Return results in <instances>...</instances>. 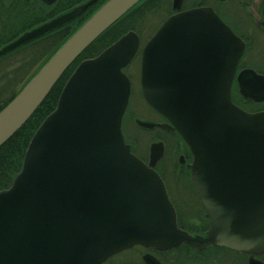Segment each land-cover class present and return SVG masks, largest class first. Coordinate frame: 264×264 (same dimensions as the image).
Returning a JSON list of instances; mask_svg holds the SVG:
<instances>
[{"label": "water", "instance_id": "1", "mask_svg": "<svg viewBox=\"0 0 264 264\" xmlns=\"http://www.w3.org/2000/svg\"><path fill=\"white\" fill-rule=\"evenodd\" d=\"M95 1L23 32L0 47V58L68 24ZM139 1L106 0L59 46L0 109V146L81 52ZM184 1L170 0L172 14L140 49L143 99L168 122L137 118L135 125L177 133L187 145L208 230L191 236L177 228L162 181L149 168L163 156V143L149 144L147 165L124 141L130 83L123 69L139 47L138 35L128 31L76 65L31 136L19 172L0 190V264H106L135 244L264 251V110L247 112L230 97L243 43L212 9H182ZM237 82L241 95L264 101V75L245 70Z\"/></svg>", "mask_w": 264, "mask_h": 264}, {"label": "flooded vegetation", "instance_id": "2", "mask_svg": "<svg viewBox=\"0 0 264 264\" xmlns=\"http://www.w3.org/2000/svg\"><path fill=\"white\" fill-rule=\"evenodd\" d=\"M57 1V0H56ZM55 1V2H56ZM40 0H0V24L19 25L28 23L32 5L37 8L51 7ZM184 6V5H183ZM196 7H209L219 19L229 27L243 43L242 52L237 60L230 85V97L233 104L247 112H253L252 104H259L264 110V101L256 103L241 95L238 91L237 76L245 70L264 75V0H187V10ZM142 46V45H141ZM139 45V47H141ZM24 49V47H23ZM22 50V49H21ZM137 59V63H132ZM141 55L138 52L125 67L132 66L129 79L128 101L121 118V132L126 143L131 144L133 154L148 165V148L145 152L136 151L135 144L128 138L127 122L142 132H150L152 141L163 143V156L149 166L161 179L167 199L174 209L176 226L191 236H202L209 228L207 215L201 200L193 186L189 164L192 155L177 133H169L155 126L152 129H140L135 125L137 118L155 124L167 123L158 112L143 99L140 88ZM206 65V64H205ZM124 68V70H125ZM135 86V91H132ZM169 137V140L161 136ZM151 141V142H152ZM171 150L170 160L165 162L164 155ZM119 259L116 260V258ZM106 264H264V251L243 252L225 246L206 244L189 245L181 243L167 249L148 248L139 244L111 255Z\"/></svg>", "mask_w": 264, "mask_h": 264}, {"label": "trees", "instance_id": "3", "mask_svg": "<svg viewBox=\"0 0 264 264\" xmlns=\"http://www.w3.org/2000/svg\"><path fill=\"white\" fill-rule=\"evenodd\" d=\"M86 1L87 0H57L53 6L46 8H37L33 3L30 21L27 24H0V47L17 38L23 32L30 30L33 27L44 23ZM105 1L106 0H96L95 3L78 18L62 26L61 28L32 40L28 44L21 46L20 48L0 58V62H2L7 57L11 56L12 53H17L21 49L23 50V47L24 49L34 48V53H36V51L45 53L40 58V61L36 67L25 76L21 86L15 90L6 101L0 103V109L14 95L17 94V92L49 59V57L59 48V46ZM184 7L187 8L185 4ZM148 14H151V16L155 14L154 18L158 17V15L161 16V18H159L160 24L168 15L171 14L170 0H140L116 22L108 27L87 48H85L65 70L59 80L52 87L48 95L28 118V120L5 143L0 146V190L8 188L13 177L19 172L22 164V158L31 136L41 124V122L45 119V117L54 110L62 87L76 65L84 59L95 57L102 50L115 42L119 37L128 31H134L140 38L139 29L137 30V28L140 25V28L142 26L146 27L147 25H151L153 21V19H150L149 17L147 18ZM1 15L2 17L0 16V19L4 17V19L7 21L8 17L6 14L1 12ZM256 107L262 108L259 104H257Z\"/></svg>", "mask_w": 264, "mask_h": 264}, {"label": "rangeland", "instance_id": "4", "mask_svg": "<svg viewBox=\"0 0 264 264\" xmlns=\"http://www.w3.org/2000/svg\"><path fill=\"white\" fill-rule=\"evenodd\" d=\"M186 5L187 7V0L184 1L183 5ZM183 9H187L183 6ZM172 13V11H171ZM155 14L151 16V14H148L147 18L153 19L151 25H147L146 27L140 26L137 28L139 29V35H140V46L151 36L154 30H156V27L160 22L161 16L158 15V17H155ZM158 19V20H157ZM45 53H41L40 51H36L34 53V48L31 49H23L18 51L17 53H12L11 56L7 57L5 60L0 62V103L6 101L11 94L17 90L22 82L25 79V76L28 75L39 63L40 58ZM135 63H137V59L134 60L132 65L134 66ZM133 67H127L125 68L126 73L131 75V72ZM132 91H135V86H133ZM250 108H254L253 112H256V109H260L259 107H256V105L252 104L250 105ZM127 133L128 138L134 142L136 151L138 152H145L147 148L149 147V144L151 143V137L152 134L150 132H142L138 131L133 126L127 122ZM165 140H169V137L167 136H161ZM171 156V150H167L164 155L165 162H168L170 160ZM119 259V257L116 258V260Z\"/></svg>", "mask_w": 264, "mask_h": 264}]
</instances>
